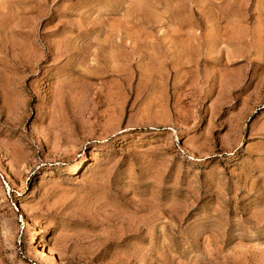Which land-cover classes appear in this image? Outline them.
<instances>
[{"label":"rangeland","instance_id":"rangeland-1","mask_svg":"<svg viewBox=\"0 0 264 264\" xmlns=\"http://www.w3.org/2000/svg\"><path fill=\"white\" fill-rule=\"evenodd\" d=\"M0 264H264V0H0Z\"/></svg>","mask_w":264,"mask_h":264},{"label":"bare ground","instance_id":"bare-ground-1","mask_svg":"<svg viewBox=\"0 0 264 264\" xmlns=\"http://www.w3.org/2000/svg\"><path fill=\"white\" fill-rule=\"evenodd\" d=\"M72 169H74L75 171L76 170H79L80 169V165H76V166H74ZM47 250V249H46Z\"/></svg>","mask_w":264,"mask_h":264}]
</instances>
